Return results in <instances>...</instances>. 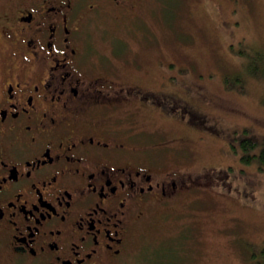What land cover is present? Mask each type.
Instances as JSON below:
<instances>
[{"label":"flooded vegetation","instance_id":"1","mask_svg":"<svg viewBox=\"0 0 264 264\" xmlns=\"http://www.w3.org/2000/svg\"><path fill=\"white\" fill-rule=\"evenodd\" d=\"M143 8V0L0 4V264H128L152 211L214 182L136 141L130 117L147 108L164 117V100L194 125L182 86L184 100L167 94L175 78L152 94L130 83L140 81L134 69L89 59L90 19L136 20Z\"/></svg>","mask_w":264,"mask_h":264},{"label":"rangeland","instance_id":"2","mask_svg":"<svg viewBox=\"0 0 264 264\" xmlns=\"http://www.w3.org/2000/svg\"><path fill=\"white\" fill-rule=\"evenodd\" d=\"M143 7L136 20L90 19L89 59L134 69L140 81L130 83L152 94L175 78L169 88L184 100L178 89L187 81L185 99L205 121L190 125L191 114L178 118L164 100V117L147 108L131 126L161 162L214 182L152 211L128 264H264V163L240 160V138L260 142L254 154L264 148V0H143ZM180 234L190 237L178 243Z\"/></svg>","mask_w":264,"mask_h":264},{"label":"trees","instance_id":"3","mask_svg":"<svg viewBox=\"0 0 264 264\" xmlns=\"http://www.w3.org/2000/svg\"><path fill=\"white\" fill-rule=\"evenodd\" d=\"M248 73H249V71H248ZM250 74V73H249ZM187 83V82H186ZM185 83V84H186ZM184 84V85H185ZM170 89V88H169ZM168 89V90H169ZM182 89L185 91V89L187 90V87H185V86H183L182 85ZM167 94H172V92H171V90H169L168 92H167ZM182 96V95H181ZM189 111H190V113H192V115L194 116V118H193V120H195L196 119V121H197V124H200L201 122H202V119L205 121V119H204V116L201 114V112L198 110V108L197 107H195L194 105H191V108L189 109ZM187 124H188V122H187ZM195 124V123H194ZM185 125V124H184ZM194 140V139H193ZM194 141H196V140H194ZM242 143V142H241ZM260 144V142H258V140H256V139H250V140H246V139H244V141H243V143L242 144H240V150H241V154H240V160L242 161V162H245V163H249V162H251L253 159H255L259 164H260V161L262 162V163H264V148L263 149H261V151H260V148H259V151L257 152V154H254L252 151H253V149L256 147V146H258ZM178 237V242L179 241H182V240H185V242L188 240V238L190 237V236H188V238L187 237H182V234H180L179 236H177ZM186 238V239H185Z\"/></svg>","mask_w":264,"mask_h":264}]
</instances>
